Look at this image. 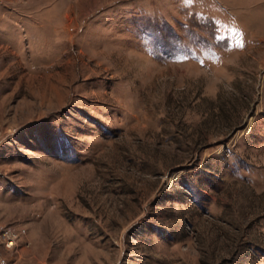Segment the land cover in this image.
<instances>
[{
	"label": "rangeland",
	"instance_id": "1",
	"mask_svg": "<svg viewBox=\"0 0 264 264\" xmlns=\"http://www.w3.org/2000/svg\"><path fill=\"white\" fill-rule=\"evenodd\" d=\"M7 264H264V0H0Z\"/></svg>",
	"mask_w": 264,
	"mask_h": 264
},
{
	"label": "built area",
	"instance_id": "2",
	"mask_svg": "<svg viewBox=\"0 0 264 264\" xmlns=\"http://www.w3.org/2000/svg\"><path fill=\"white\" fill-rule=\"evenodd\" d=\"M15 242V236L11 230L7 229L0 232V264L8 263L5 253L14 247Z\"/></svg>",
	"mask_w": 264,
	"mask_h": 264
}]
</instances>
